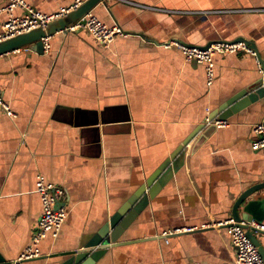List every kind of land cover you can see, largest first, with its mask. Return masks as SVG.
<instances>
[{"label": "crops", "instance_id": "1", "mask_svg": "<svg viewBox=\"0 0 264 264\" xmlns=\"http://www.w3.org/2000/svg\"><path fill=\"white\" fill-rule=\"evenodd\" d=\"M24 1L50 14L84 0ZM91 13L128 35L104 47L84 29L58 31L47 51L39 43L0 55V92L15 113L0 109V261L64 263L195 133L182 166L121 235L129 242L93 264H233L229 236L213 224L264 182V155L250 146L264 98L231 112L223 126L206 121L255 89L263 72L255 54L218 53L207 85L204 66L166 44L243 37L264 64V0H105ZM37 175L65 190L66 218L55 238L40 241V256L18 261L41 211ZM248 200L258 214L250 221L264 226V188Z\"/></svg>", "mask_w": 264, "mask_h": 264}, {"label": "built area", "instance_id": "2", "mask_svg": "<svg viewBox=\"0 0 264 264\" xmlns=\"http://www.w3.org/2000/svg\"><path fill=\"white\" fill-rule=\"evenodd\" d=\"M80 1L71 7H62L58 11L50 14L35 10L24 0H4L0 5V42L19 34L26 33L32 29L42 27L55 20L71 9L78 6ZM20 13L16 14L15 11ZM84 24H76L67 30L84 29L96 42L107 47L117 36L128 35L119 25L107 26L91 12L83 17ZM48 36L43 38V49H49ZM166 46L177 47L186 61H194L204 66L206 84L210 85L214 74L213 56L218 53H235L246 51L254 54L242 42L213 41L206 48L186 45L178 41H170ZM259 64V62H258ZM260 67V65H259ZM261 69V68H260ZM262 71V70H260ZM0 109L9 117H14L15 113L9 105L3 100L0 92ZM215 127L225 125L224 120H207ZM253 138L250 146L253 150L260 151L264 155V124L258 122L252 125ZM35 191L40 200V215L37 220V227L32 234L29 246L19 256L18 261L36 258L40 256L39 243L47 235L55 238L66 218L65 210V190L54 183L46 181L43 175H37L35 180ZM60 202L64 204L59 205ZM213 226L224 227L229 236L230 245L233 249V264H264V261L257 250V247L251 242L246 234L247 228L264 229L263 225L249 221H236L232 218L225 221L214 223ZM174 232V231H173ZM172 233V232H169Z\"/></svg>", "mask_w": 264, "mask_h": 264}, {"label": "water", "instance_id": "3", "mask_svg": "<svg viewBox=\"0 0 264 264\" xmlns=\"http://www.w3.org/2000/svg\"><path fill=\"white\" fill-rule=\"evenodd\" d=\"M99 3L103 4L105 3V0H84L65 15L48 22L44 28L38 27L26 33L1 41L0 55L19 48H28L29 46H33L38 43L41 44L43 51V38L47 36L50 37L58 31H66L69 27L76 24H84L83 17L91 12V10ZM229 42H242L248 49L254 52L263 72V78L261 83L251 92L244 90L233 99L228 100L225 105L218 109L210 120H213L214 118L224 120V118L230 115L231 112L238 110V108L243 107L250 102L264 98V64L260 59L256 46L252 41L243 37H237L233 41ZM208 45L209 44L200 48H206ZM239 100L241 102L237 103ZM262 123L264 124V119ZM194 134L179 145L173 155L165 159L162 165H160L158 169H156L131 195V197L121 205V207L108 219L107 223L104 224L102 229L93 235L82 249L77 250L67 261L61 264H93V262H95L109 247L128 243L129 241L119 240L121 235L145 208L148 200L156 194L158 188L172 176L175 170L182 166L184 148ZM166 169L167 171L163 172V170ZM261 188H264V182L248 187L238 196L231 211L232 219L244 222L256 219L258 214L255 210V201L248 200V197ZM61 204H64V202L59 203V205ZM256 232L263 233L262 231L253 228H247L246 230L247 236L257 247V250L264 261V251L255 237L254 233ZM165 236H168V234ZM0 264L8 263L6 261H0Z\"/></svg>", "mask_w": 264, "mask_h": 264}, {"label": "rangeland", "instance_id": "4", "mask_svg": "<svg viewBox=\"0 0 264 264\" xmlns=\"http://www.w3.org/2000/svg\"><path fill=\"white\" fill-rule=\"evenodd\" d=\"M38 44H39V43H38ZM38 44H37V45H38Z\"/></svg>", "mask_w": 264, "mask_h": 264}]
</instances>
